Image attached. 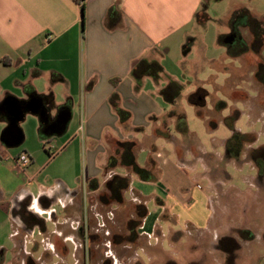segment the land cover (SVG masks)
<instances>
[{"label":"crops","instance_id":"0c3cea01","mask_svg":"<svg viewBox=\"0 0 264 264\" xmlns=\"http://www.w3.org/2000/svg\"><path fill=\"white\" fill-rule=\"evenodd\" d=\"M217 1L221 0H0V104L7 97L18 102L40 98L48 108L50 122L55 121L59 110L70 111L69 120L59 133L45 132L43 116L27 112L18 123L21 143L8 147L0 139L1 161H11L18 168V155L25 153L30 159L25 167L26 182L0 189L3 195L4 189L8 193L6 198L0 196V212L12 223L13 239L10 257L6 258L0 250V264H52V257H59L60 263H64L71 254L74 264H89L93 257L91 247L95 245L90 224L95 200L106 190V182L113 175L129 179L128 188L122 191V201L103 204L97 200L104 207L134 201L131 209L135 218L128 219V233L122 236L128 245L135 243L137 234L149 236V232L160 231L156 222L160 216L180 218L185 230L207 228L205 223H195L196 215L192 216L193 222L187 220L189 212L183 205L193 206L208 195L198 191L199 183L188 188L190 184L184 178L186 167L197 164L210 185L222 184L220 163L236 161L227 152L226 144L237 129L231 128V133L219 140L220 154L203 152L197 140L196 144L186 145L185 134L178 133L177 138L172 134L170 123L174 113L158 106L163 104L164 97L173 99L161 93L164 80L143 76L136 81L130 69L136 60L147 59L157 60L166 72L162 62H170L179 49L184 55L194 45L201 49L203 60L218 68L225 50L234 55L233 49L239 46L236 56L242 63L247 61L249 68L243 65L231 69L232 78L240 79L245 72L254 77L259 48L252 45L248 26H238L244 44L226 43L224 38L237 19L264 25V8L252 12L248 7L254 0H236L223 28H218L213 41L208 43L202 33L206 23L199 24L195 16L202 6L207 8ZM261 39L264 50V34ZM186 42H191L188 50H184ZM191 63L197 66V60ZM248 82V88L257 87L254 96L235 86H231L228 96L243 102L264 126V82L255 77ZM193 105L202 117L203 99L200 105ZM251 105L257 109L249 108ZM0 115L1 134L8 114L0 110ZM158 138L163 140L161 144L157 143ZM43 141L60 149L54 160L45 157ZM116 141L134 143V159L140 167L150 169V179L140 178L119 159L109 166L111 157L116 156ZM261 147L264 143L258 148ZM245 148L252 153L257 151L242 143L241 158ZM251 162L247 164L260 174L264 163L262 166L258 156ZM72 163L77 164V169L68 175ZM138 206L146 211L141 218L137 217ZM149 207L155 217L149 225L151 229L145 230ZM48 223L51 229L47 228ZM170 232L180 233L171 228ZM69 243L73 251L68 249ZM135 249L132 258L136 260L132 262L142 264L137 251H144V246Z\"/></svg>","mask_w":264,"mask_h":264},{"label":"rangeland","instance_id":"374dc122","mask_svg":"<svg viewBox=\"0 0 264 264\" xmlns=\"http://www.w3.org/2000/svg\"><path fill=\"white\" fill-rule=\"evenodd\" d=\"M235 1L221 0L210 3L206 8L208 18L202 33L208 43L213 41L218 28H223L225 18L233 10ZM249 4L248 9L251 11L255 8L258 11L264 8V0H254ZM242 32H244L243 29ZM246 39H249V36ZM190 44L191 42H186L184 50H188ZM255 46L257 47V45ZM257 48L260 49L256 56L264 61V50L261 47ZM227 50H225L226 55L222 57L218 68L211 67L203 60L201 49H197L195 45L184 55H182L183 50L179 49V54L173 55L170 62H162L166 67V72L162 69L163 72L159 74L157 81L164 80L165 86H169L168 93L173 96V99H166L163 94V104L158 106L174 113V118L170 123L172 134L175 138L179 137L178 133L185 134L184 142L188 146L196 144L195 140H197L203 152L220 154L222 149L218 145L219 140L231 133V126H233V129H237L234 133L239 135L238 140L251 145L257 151L252 153L249 148H245L244 154L241 153L243 158L240 156L238 161L232 160L228 163L224 161L225 164L221 162L220 176L223 181L222 184L217 183L218 186L216 183L210 185V180L203 176L199 167L196 166L197 164L194 166L191 162L189 164H192L193 167H186L184 178L190 184L188 188L191 189L193 184L199 183L198 191L208 195L207 200L203 201L202 199L193 206H190V203L189 206L188 204L183 205L186 211L191 212V215L188 213L187 220L193 222L192 216L196 215L195 223H205L206 229L185 230L180 218L171 220V218L160 216V220L156 221L160 231L156 230L155 234L149 232V236L137 234L136 241L131 246L123 242L122 236L128 233V219L135 218L131 209V204L134 201L129 200L121 206L113 204L104 207L98 202V196H95L96 208L90 221L95 245L91 247L93 257L91 260L89 259V264H134L132 261L136 258L133 259L132 255L135 256V248L141 247V245L144 246V251L138 250L137 256L142 264H264V175H262L264 169L259 170L261 172L259 174L256 168L252 169L247 164V162L252 163V158L258 156L263 166L264 148L258 147L264 143V126L254 119V115L248 112L243 102L233 101L228 96L232 90L231 86L246 91L250 97L254 96L253 90H257V87H253V90L248 88V81L254 80V77H250L247 72L240 79L232 78L231 69L243 65H246V68L249 66L247 61L244 60L242 63L236 56L240 51L239 46L233 49V53H236L234 55H230ZM192 60H197V66L191 63ZM53 79L55 80V78ZM197 89H201V93H203V96L197 97L198 101L203 99L205 102L202 107V117L197 115L196 106L188 100V96ZM249 108L257 109L253 105ZM236 115L238 117L235 120ZM218 119L220 120L219 124ZM214 125L215 129H211ZM180 126L183 128L181 129ZM156 140L158 144L163 141L159 138ZM50 150L53 151V149ZM46 152L47 154L43 152L45 157H49V150L46 149ZM165 155L171 156L167 153ZM223 159L226 158L223 156ZM76 169L77 164L72 163L67 174L74 173ZM207 171L208 174H211L210 168ZM25 174H27L25 168L19 170L11 161L0 160V189L4 185L13 187L17 182H26ZM225 175L230 178L227 180ZM0 196L4 198L8 196L6 189H4V195L0 191ZM187 206L188 208H186ZM149 209L150 213L143 225L145 230L151 229L149 225L154 222L155 217L152 207ZM161 212L163 214L164 210ZM238 225L247 226L252 232L249 237L253 236L254 239L247 241L237 235L235 228ZM47 228L51 229V224L48 223ZM170 228L180 233L170 232L169 234ZM11 233L12 223L9 217L0 212V250L5 252L6 258L12 254ZM227 234L234 236L238 243L237 250H235L236 256L232 261H225L220 243L217 242L222 235ZM181 235L182 237H180ZM119 239L122 241L116 243ZM226 246L229 248L231 244ZM68 249L73 251L70 243ZM73 261L72 254L65 258L64 263H60L59 257L50 258L52 264H74Z\"/></svg>","mask_w":264,"mask_h":264},{"label":"trees","instance_id":"16d2710c","mask_svg":"<svg viewBox=\"0 0 264 264\" xmlns=\"http://www.w3.org/2000/svg\"><path fill=\"white\" fill-rule=\"evenodd\" d=\"M195 17H196V21L199 24L206 22L208 18L207 13H206V8L202 6L196 13ZM256 64L257 66H260V65L263 66V60L261 58H258V61H256ZM162 72H163L162 66L157 60H147V59L136 60L132 64L131 69H130V74L136 81H139L143 76H150L153 78L154 81H157L159 78V74ZM168 91H169L168 85L161 89V93L164 94L166 97L170 96ZM201 91H202L201 89H197L195 92L190 94L188 96L189 102L192 104L200 105L201 101H198L197 97H200V95L203 96V93H201ZM31 96H34V94H32ZM231 127L233 129V126ZM42 129H43V126H42ZM238 139H239V135H237L236 133H233L227 140L228 147H226V150L233 157L235 156L237 157L240 154V147H241L242 141H239ZM115 145H116V149H115L116 156L111 157L109 166L114 165L117 159H119L122 165L130 168V170L136 173L140 178L144 180L151 178L150 169L140 167L136 163L134 159V154H133V146H134L133 142L116 141ZM128 186H129V179L127 176L113 175L106 182V190L101 192L98 195V200L103 204H108L111 201L121 202L122 201V191L128 188ZM137 210H138L137 211L138 218H141L146 214L144 207L138 206ZM139 223L140 221L138 220L137 224Z\"/></svg>","mask_w":264,"mask_h":264},{"label":"water","instance_id":"95a60500","mask_svg":"<svg viewBox=\"0 0 264 264\" xmlns=\"http://www.w3.org/2000/svg\"><path fill=\"white\" fill-rule=\"evenodd\" d=\"M233 35H228L224 41L230 43ZM0 110L8 114L7 124L0 134L1 141L8 147H12L21 143L22 133L19 128V121L27 112H39L44 121L49 122L48 108L43 104L40 98L31 97L27 101L18 102L13 97H7L0 104ZM70 116V111L67 108L59 110L55 121L49 122L45 132L59 133L65 128Z\"/></svg>","mask_w":264,"mask_h":264},{"label":"flooded vegetation","instance_id":"af4514ba","mask_svg":"<svg viewBox=\"0 0 264 264\" xmlns=\"http://www.w3.org/2000/svg\"><path fill=\"white\" fill-rule=\"evenodd\" d=\"M239 25H242V26L245 25L246 27L248 26L249 33L251 35V38L253 39L252 45H257V47H261V40H262L261 37L264 34V25H259L258 23L256 24V23L251 22V21H243L242 22L241 19H237V21H235V23H233L231 25V29L228 33V35H233V39L231 40V43L239 44V45H242V43L243 44L245 43L244 38L241 36V32L239 30L240 27H238ZM254 77L256 80H260V81L263 80V82H264V68H263V66L260 65L257 67V70L254 71ZM49 122L46 123V129H47V125L49 124ZM226 145L228 147V144H226ZM239 156H240V154H239ZM239 156H237V157L235 156L234 158L236 160H239ZM235 231H236L237 235L246 239L247 241L254 239L253 236H252V238L249 237L252 235V232L245 226H236ZM218 241L220 243L219 245L221 246L223 255L225 257V261L226 260L232 261L234 259V256H236L235 250H237L236 248L238 246L236 238L234 236L227 234V235H222L221 238L217 240V242ZM229 243L231 244V246L229 248H227L226 245ZM216 245H217V243H216Z\"/></svg>","mask_w":264,"mask_h":264},{"label":"built area","instance_id":"2783aa9c","mask_svg":"<svg viewBox=\"0 0 264 264\" xmlns=\"http://www.w3.org/2000/svg\"><path fill=\"white\" fill-rule=\"evenodd\" d=\"M47 144H48L47 141H43L42 142V148L45 149V150L46 149L49 150V159H51L52 157H54L58 153L59 149H56L51 144H48V145ZM50 149H53V151H51ZM29 160L30 159H29L28 155L25 154V153H22V154L18 155V157L15 158V165L19 169L24 170V168L28 164Z\"/></svg>","mask_w":264,"mask_h":264}]
</instances>
